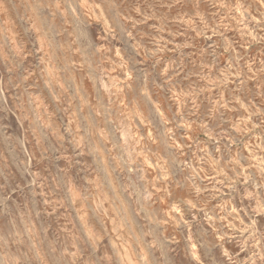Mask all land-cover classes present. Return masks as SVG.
<instances>
[{"label": "rangeland", "instance_id": "rangeland-1", "mask_svg": "<svg viewBox=\"0 0 264 264\" xmlns=\"http://www.w3.org/2000/svg\"><path fill=\"white\" fill-rule=\"evenodd\" d=\"M0 264H264V0H0Z\"/></svg>", "mask_w": 264, "mask_h": 264}, {"label": "bare ground", "instance_id": "bare-ground-1", "mask_svg": "<svg viewBox=\"0 0 264 264\" xmlns=\"http://www.w3.org/2000/svg\"><path fill=\"white\" fill-rule=\"evenodd\" d=\"M100 209V208H99Z\"/></svg>", "mask_w": 264, "mask_h": 264}]
</instances>
